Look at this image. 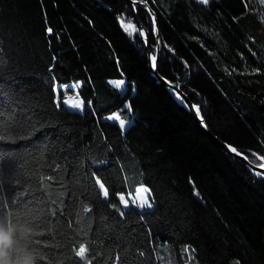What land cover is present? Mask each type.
<instances>
[{
    "label": "trees",
    "instance_id": "trees-1",
    "mask_svg": "<svg viewBox=\"0 0 264 264\" xmlns=\"http://www.w3.org/2000/svg\"><path fill=\"white\" fill-rule=\"evenodd\" d=\"M134 1L158 74L260 165L264 0ZM148 61L124 0H0V264H264V176Z\"/></svg>",
    "mask_w": 264,
    "mask_h": 264
},
{
    "label": "water",
    "instance_id": "water-1",
    "mask_svg": "<svg viewBox=\"0 0 264 264\" xmlns=\"http://www.w3.org/2000/svg\"><path fill=\"white\" fill-rule=\"evenodd\" d=\"M125 3L128 6L129 12L132 16V19L134 21V24L136 25L138 31L142 35L143 41H144V47L146 49V53L148 56V68L151 72L152 76L157 80V82L163 84L166 88H168L172 93L175 99H178L180 104L189 112L191 118L193 121L198 124L205 132L206 134L227 154L239 159L247 168L250 170L257 172L259 175L264 176V162L260 165H254L252 164L247 157L237 151L233 146L228 145L227 143L219 140L216 136H214L207 128L206 124L204 123V120L200 117L198 114L196 106L191 102V100L187 97V95L174 83L171 81L163 78L160 76L157 72V65L159 61V33H158V23L155 16V13L153 10L147 5L146 2H140V1H134V0H124ZM139 4H145L147 6V9L151 15L152 23L155 29V41H156V51L155 54L152 53V44H151V38L150 34L147 31V29L143 26L141 23L138 13L136 11L135 6Z\"/></svg>",
    "mask_w": 264,
    "mask_h": 264
},
{
    "label": "rangeland",
    "instance_id": "rangeland-1",
    "mask_svg": "<svg viewBox=\"0 0 264 264\" xmlns=\"http://www.w3.org/2000/svg\"><path fill=\"white\" fill-rule=\"evenodd\" d=\"M114 84L117 85L120 89L123 87L122 81H114ZM79 86V84H66L61 86L62 89L71 88L74 90L72 94L66 95L63 104L72 110L82 111L83 103L78 94L76 93V89ZM59 100L56 98V103L58 104ZM110 121L117 122L123 129L128 127V125L131 123V120L127 118V114L123 112H116L112 115L106 116ZM264 162V161H263ZM261 162L260 164H262ZM120 201H121V207L124 209H127L131 206H136L141 209H151L152 203L149 199V191L148 188L144 185H138L135 189L134 195H120ZM187 248H192V246L187 245Z\"/></svg>",
    "mask_w": 264,
    "mask_h": 264
},
{
    "label": "bare ground",
    "instance_id": "bare-ground-1",
    "mask_svg": "<svg viewBox=\"0 0 264 264\" xmlns=\"http://www.w3.org/2000/svg\"><path fill=\"white\" fill-rule=\"evenodd\" d=\"M195 105V104H194ZM196 106V105H195ZM196 108H197V111H198V107L196 106ZM198 114H199V112H198Z\"/></svg>",
    "mask_w": 264,
    "mask_h": 264
}]
</instances>
